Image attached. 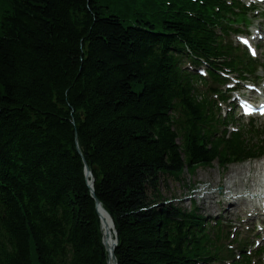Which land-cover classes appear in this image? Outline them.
<instances>
[{"label": "trees", "instance_id": "trees-1", "mask_svg": "<svg viewBox=\"0 0 264 264\" xmlns=\"http://www.w3.org/2000/svg\"><path fill=\"white\" fill-rule=\"evenodd\" d=\"M163 2L0 0V264H107L85 164L118 264L209 254L199 216L157 206L161 180L255 147L199 127L210 104L179 53L221 48L205 8Z\"/></svg>", "mask_w": 264, "mask_h": 264}, {"label": "rangeland", "instance_id": "rangeland-1", "mask_svg": "<svg viewBox=\"0 0 264 264\" xmlns=\"http://www.w3.org/2000/svg\"><path fill=\"white\" fill-rule=\"evenodd\" d=\"M260 59L263 62L264 56ZM261 125V121L257 120L256 126L261 127ZM235 166L240 165L230 166L228 169L222 170L215 163L211 167L198 168L194 175L185 173L183 180L179 182H174L171 179L167 182L161 180L162 197L168 202L183 205L186 210L190 209V198H192L195 200L196 207L201 215L214 218L219 214L218 211L223 206L221 203L225 199L223 197L225 190H221L222 185L227 179L228 171ZM219 192H222L223 195H219Z\"/></svg>", "mask_w": 264, "mask_h": 264}, {"label": "bare ground", "instance_id": "bare-ground-1", "mask_svg": "<svg viewBox=\"0 0 264 264\" xmlns=\"http://www.w3.org/2000/svg\"><path fill=\"white\" fill-rule=\"evenodd\" d=\"M257 168H258L257 166L252 167V165L238 166L231 168L227 173V179L225 182L226 190H228L227 196L236 195V194L257 196L258 192L254 189V186L258 181L256 179L257 176L255 177L254 175L253 176L248 175L251 170H255L256 172ZM238 191L240 192L236 193ZM230 199L232 198L230 197ZM240 203H241L240 200H235L234 206L236 205V207H238ZM100 214H101V231L103 235V242L107 250L111 251L112 247L114 246L113 225L109 217L105 213L100 211ZM109 264H113V263H109Z\"/></svg>", "mask_w": 264, "mask_h": 264}, {"label": "water", "instance_id": "water-1", "mask_svg": "<svg viewBox=\"0 0 264 264\" xmlns=\"http://www.w3.org/2000/svg\"><path fill=\"white\" fill-rule=\"evenodd\" d=\"M84 171H85L86 177H90L91 176V172H90V170H89V168L87 166H85ZM87 184H88V188L90 190L91 197H92V199L95 202V207H96L98 216L100 217V215H101L100 214V211H102L103 213H106V212L101 207L99 201L97 200V198L94 195V191H93V188H92V186H93V180L89 181ZM103 245H104V242H103ZM116 245H117V240L115 238L114 246L112 247L111 251H108L107 248L105 247L106 251H108V264L109 263L117 264V260H116L115 254H114V250H115Z\"/></svg>", "mask_w": 264, "mask_h": 264}, {"label": "snow or ice", "instance_id": "snow-or-ice-1", "mask_svg": "<svg viewBox=\"0 0 264 264\" xmlns=\"http://www.w3.org/2000/svg\"><path fill=\"white\" fill-rule=\"evenodd\" d=\"M262 111H264V109H262Z\"/></svg>", "mask_w": 264, "mask_h": 264}]
</instances>
